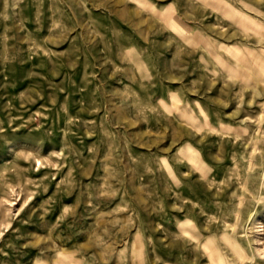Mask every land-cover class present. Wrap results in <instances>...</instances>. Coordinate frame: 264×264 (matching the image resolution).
I'll return each mask as SVG.
<instances>
[{
	"label": "rangeland",
	"instance_id": "obj_1",
	"mask_svg": "<svg viewBox=\"0 0 264 264\" xmlns=\"http://www.w3.org/2000/svg\"><path fill=\"white\" fill-rule=\"evenodd\" d=\"M0 264H264V0H0Z\"/></svg>",
	"mask_w": 264,
	"mask_h": 264
}]
</instances>
